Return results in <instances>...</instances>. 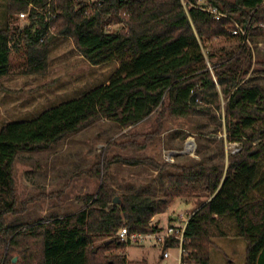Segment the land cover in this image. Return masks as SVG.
<instances>
[{
	"label": "trees",
	"instance_id": "trees-1",
	"mask_svg": "<svg viewBox=\"0 0 264 264\" xmlns=\"http://www.w3.org/2000/svg\"><path fill=\"white\" fill-rule=\"evenodd\" d=\"M199 1H12L19 10L32 7L24 28L10 32L8 24L0 26V78L9 72L15 33L24 42L33 71L43 66L47 43L57 36L69 37L92 65L115 61L117 69L107 83L84 95L31 120L1 127L0 264H147L105 253L129 246L117 238L121 228L159 231L153 218L179 197L197 200L184 229L182 261L210 264L212 239L227 236L223 224L231 220L233 235L246 242L244 264H264V88L246 79L255 63L247 40L264 37V0H205L208 6ZM212 8L224 17L215 20L208 11ZM230 18L253 27L233 35ZM115 24L120 30L111 29ZM219 94L225 102L227 139L240 145L227 162L222 148L220 159L209 164L113 158L122 165L148 164L160 179L166 174L164 193L116 194L102 179L96 194L75 214L45 224H7L6 216L18 212L13 164L20 152L45 150L101 118L124 129L155 114L156 128L146 133L143 143L119 144L142 149L161 133L164 118L205 115L202 105L219 108ZM113 159L104 156L92 173L100 177ZM176 244L171 239L164 247Z\"/></svg>",
	"mask_w": 264,
	"mask_h": 264
},
{
	"label": "rangeland",
	"instance_id": "rangeland-1",
	"mask_svg": "<svg viewBox=\"0 0 264 264\" xmlns=\"http://www.w3.org/2000/svg\"><path fill=\"white\" fill-rule=\"evenodd\" d=\"M12 1L0 0V26L8 24L10 32L28 25L31 8L27 5L25 9L19 10L20 5ZM199 4L208 6L205 0H200ZM20 13H25V17L21 18ZM230 20L242 28L253 27L248 22L243 26L235 18ZM120 28L117 24L111 26L113 31ZM14 35L9 72L0 78V129L11 122L31 120L47 109L84 95L107 83L117 69L115 61L92 65L69 37L57 36L47 43L43 66L33 71L28 67V54L22 38L16 33ZM247 43L255 63L246 79L264 88V37H249ZM14 44L19 45L18 48ZM218 101L219 108L215 104L202 105L208 111L205 115L164 118L160 123L161 133L146 142L142 149L136 146L122 148L119 144L130 140L143 143L146 133L156 128L155 114L136 126L124 129L101 118L45 150L20 152L13 164L15 207L18 212L6 216L7 224L13 227L45 224L75 214L86 205L90 196L96 194L102 179L116 194L129 191L155 195L164 193L166 174L160 179L157 171L148 164L122 165L113 158L150 159L181 165L203 160L209 164L220 159L222 148L227 162L228 155L238 151L240 145L228 141L224 120L225 102L220 94ZM104 156L107 160L112 158L114 163L97 177L92 173V168L101 163ZM196 207L195 198H176L164 213L153 218V222H158L164 228L171 222L181 225V217L185 220L192 210L196 211ZM223 225L228 235L212 239L210 264H244L245 240L233 235L231 220ZM103 240V237L98 238L95 244ZM105 254H117L130 261L145 260L147 264L173 263L161 259L162 248L150 241L129 245L123 250L113 249Z\"/></svg>",
	"mask_w": 264,
	"mask_h": 264
},
{
	"label": "built area",
	"instance_id": "built-area-1",
	"mask_svg": "<svg viewBox=\"0 0 264 264\" xmlns=\"http://www.w3.org/2000/svg\"><path fill=\"white\" fill-rule=\"evenodd\" d=\"M30 7H32L30 5ZM208 11L212 14L215 20H220L224 17V14L219 12L217 9L212 8L208 9ZM20 17H25V13H20ZM110 27H108L109 29ZM231 33L233 35L245 34V29L242 28L240 25L235 24L234 28L231 29ZM183 223L181 225L174 224L171 222L165 228H161L159 231L150 232V233H140V232H129L126 228H121L117 234V238L120 242L126 243L127 245H136L140 244L145 241H150L153 243L154 246L159 245L162 248V255L163 259H168L172 256L171 249H176V262L175 264H190L187 262L182 261V254L184 252L183 249V234L186 223L188 219L181 217ZM171 239L177 241L175 247H168L165 248V243Z\"/></svg>",
	"mask_w": 264,
	"mask_h": 264
},
{
	"label": "crops",
	"instance_id": "crops-1",
	"mask_svg": "<svg viewBox=\"0 0 264 264\" xmlns=\"http://www.w3.org/2000/svg\"><path fill=\"white\" fill-rule=\"evenodd\" d=\"M194 211L192 210V213H193ZM192 213H190L188 216H186V219H189V217L192 215ZM187 215V214H186ZM170 220H173V219H169V221ZM159 227L160 228H164L163 226H161L160 224H159ZM171 251H173L174 253H171L172 254V256L170 257V258H168V259H164V260H170V261H173V263H171V264H175V262H176V249H171ZM161 259H163L162 257H161Z\"/></svg>",
	"mask_w": 264,
	"mask_h": 264
},
{
	"label": "water",
	"instance_id": "water-1",
	"mask_svg": "<svg viewBox=\"0 0 264 264\" xmlns=\"http://www.w3.org/2000/svg\"><path fill=\"white\" fill-rule=\"evenodd\" d=\"M114 201H117V197L114 198ZM15 260H16V259L14 258V261H15Z\"/></svg>",
	"mask_w": 264,
	"mask_h": 264
}]
</instances>
